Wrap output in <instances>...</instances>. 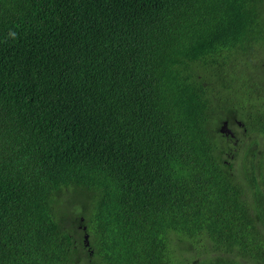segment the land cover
I'll return each instance as SVG.
<instances>
[{
	"label": "trees",
	"instance_id": "obj_1",
	"mask_svg": "<svg viewBox=\"0 0 264 264\" xmlns=\"http://www.w3.org/2000/svg\"><path fill=\"white\" fill-rule=\"evenodd\" d=\"M82 222L95 264H264V0H0V264H89Z\"/></svg>",
	"mask_w": 264,
	"mask_h": 264
},
{
	"label": "flooded vegetation",
	"instance_id": "obj_2",
	"mask_svg": "<svg viewBox=\"0 0 264 264\" xmlns=\"http://www.w3.org/2000/svg\"><path fill=\"white\" fill-rule=\"evenodd\" d=\"M229 126L232 127V125H229ZM228 138H231V135L228 136ZM78 224H80V225H78L77 231H79L81 233L80 234V239L83 242V244L85 245L86 252H88V257H89L88 263L89 264H95V259H94L95 252L91 249V234L87 230V227L85 226V224L83 222L82 223H78ZM86 234L89 235V244L88 245H86L85 241H84V238H85Z\"/></svg>",
	"mask_w": 264,
	"mask_h": 264
},
{
	"label": "water",
	"instance_id": "obj_3",
	"mask_svg": "<svg viewBox=\"0 0 264 264\" xmlns=\"http://www.w3.org/2000/svg\"><path fill=\"white\" fill-rule=\"evenodd\" d=\"M221 132H222L223 134H227V135L231 134L232 136H234V133H233L232 130L228 127V122H227V121L224 122V125H223L222 128H221ZM84 241H85V244H86V245L89 244V235H88V234H86V236H85V238H84Z\"/></svg>",
	"mask_w": 264,
	"mask_h": 264
},
{
	"label": "rangeland",
	"instance_id": "obj_4",
	"mask_svg": "<svg viewBox=\"0 0 264 264\" xmlns=\"http://www.w3.org/2000/svg\"><path fill=\"white\" fill-rule=\"evenodd\" d=\"M234 130L236 131L237 130V126L234 125Z\"/></svg>",
	"mask_w": 264,
	"mask_h": 264
}]
</instances>
